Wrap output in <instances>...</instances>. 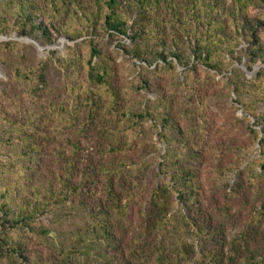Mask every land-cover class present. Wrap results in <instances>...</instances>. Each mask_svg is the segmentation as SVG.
<instances>
[{"label": "trees", "instance_id": "16d2710c", "mask_svg": "<svg viewBox=\"0 0 264 264\" xmlns=\"http://www.w3.org/2000/svg\"><path fill=\"white\" fill-rule=\"evenodd\" d=\"M254 9L261 10L256 18L250 16ZM255 22L264 27V0H0V35L16 32L49 43H55L58 37L71 41L84 38L91 46L93 58L102 52L90 35L104 33L117 37L123 50L145 63L146 70L155 65L156 74L162 72L172 78L168 94L158 88L157 100L146 97L151 106L133 112L138 106L134 109L124 104L131 99L112 82V75L117 72L112 58L106 55L97 64L88 59L86 87L78 98L85 99L80 102L87 105L89 115L87 120L80 121L78 105L70 115L79 135L87 137L97 131L102 143L96 145L97 150L88 155L84 164L77 156L81 152L77 141L69 140L68 153L63 148H52L50 141L40 138V133L47 134L43 125L46 129V122H56V114L63 109L54 110L51 105L48 115L46 111L31 112L20 119L9 110H0V143L15 147L10 154L12 160H0V264H40L38 254H28L25 236L15 235L26 229L32 233L41 230L39 218L48 213L57 214L56 225L63 214L84 219L93 237L104 240L106 249L112 247L120 256V261L114 262L99 252L104 260L100 264H140L153 251H156L155 264H178L189 253L200 262L220 264L223 257L210 252L202 242L208 236L218 243L216 237L221 230L208 217L202 198V177L223 173L231 179V174L238 171L237 188H244L246 176L249 187L254 186L252 190L261 194L257 182L264 179V116L255 122V126H261L260 132L250 127L260 146V150L250 148L253 154L250 162L239 155L243 149L231 155L235 144L232 139L209 146L204 135L191 143L189 137L197 129L196 112L204 119L199 124L201 129L208 123L203 107L197 110L187 106L189 101H196L194 98L206 101L207 95L191 57L220 73L229 71L237 93L252 91L258 100L264 99V66L249 80L243 69H232L233 62L241 64L244 57L249 70L259 62L264 64V30L255 28ZM126 39L132 42L130 48L122 43ZM243 41L248 44L246 48H241ZM18 45L0 42V58L3 59L4 49ZM60 63L70 71L79 59L73 55ZM179 68H184L183 73ZM41 69L38 74L31 72L32 76L37 75L40 83H46L44 65ZM14 75L18 80L30 77L22 68H17ZM102 88L110 96L103 101L104 105L98 102L101 96L96 93ZM139 88L152 90L147 81ZM144 103L140 102V107ZM243 104L248 114L257 116L253 101ZM131 111L140 122L150 120L152 131L167 147L156 173L157 180L149 188H145L144 167L140 166L147 143L138 140L134 124L125 121ZM175 140L179 143L176 146ZM204 162L208 163L206 172ZM261 205L264 208V201ZM132 208H138L144 229L131 243L127 255L123 239L115 234L114 220L117 215L128 216L123 224L129 227L128 214ZM164 232L173 236L170 248L162 239ZM251 233L250 229L242 231L246 237ZM192 236L200 240L198 246L192 245L193 250L188 242ZM74 244L59 248L50 264H90L78 258L90 253L89 246L82 244L78 249L77 240ZM260 264H264V257Z\"/></svg>", "mask_w": 264, "mask_h": 264}, {"label": "rangeland", "instance_id": "374dc122", "mask_svg": "<svg viewBox=\"0 0 264 264\" xmlns=\"http://www.w3.org/2000/svg\"><path fill=\"white\" fill-rule=\"evenodd\" d=\"M260 12L259 9L251 10L250 16L256 18ZM253 26L260 29V32L264 30V27L260 28L261 26L259 27L256 22ZM225 33H228L227 29ZM90 38L94 39L102 55L99 54L91 58V46L87 41H84V38L71 41L66 37H58L55 43H49L37 38L20 36L16 32H13L10 36L0 35V42L19 43L14 49H4L2 52L3 59L0 58V110H9L15 114V117L20 119L31 112L38 114L46 111L48 115L47 111L51 105L54 110L63 109L62 113L56 114V122L51 120L46 122V129L43 125V129L47 134L40 133V138L44 141H50L49 145L52 148H63L66 152H71L68 149L70 148L69 140L77 141L81 147V152L77 155L78 158L80 157L81 164L86 162L91 152L94 153L97 150L96 145L102 143L97 131L91 132L87 137L79 135L78 127L73 123L72 115H70L75 105L79 106L78 118L80 121L87 120L89 115L87 105L80 102L85 99L78 98L79 92L84 91L86 87L87 79L85 75L88 59H92V63L97 64L101 61V57L109 55L112 58V65L117 70L116 75H112V82L117 90L126 91V95H124L131 99L129 103L124 104H130V107L134 109L135 105L138 106L133 112H139L141 108L144 109L147 105L151 106L152 104L146 100V97L149 100H157L159 92L156 90L158 88L164 89V94H168L172 81V78L167 74L162 72L156 74L154 72L156 70L155 65L146 70L143 67L145 63L131 58L123 50L117 37L111 38L108 34L101 33V35L92 34ZM122 43H125L128 48L132 45L129 39ZM247 45V42L243 41L241 48H246ZM73 55L79 59V63L74 66L73 70L69 71L61 65L60 60ZM191 64H196L195 68L200 75V82L204 85L207 95L206 101L194 98L196 101H189L187 106L189 108V105H191V109L197 110L203 107L205 115H208V123L204 129H201L199 124H202L204 119L199 117L196 112L195 125L197 129H193L189 141L195 143L196 140L205 135L209 139L208 145L213 146L217 145L219 140L232 139L235 144L234 149L230 150L231 155L238 154L240 148L243 150L239 155L247 162L252 161L253 154H251L250 148L254 146L255 150H260V146L258 142L256 143V134L250 130V127L259 132L261 131V126H255V122L258 121L259 117L264 116V99L258 100V97L252 91L242 94L237 93L234 90V78L230 76L229 71L220 73L214 67L196 61L194 56L191 57ZM42 65H44L46 83H40L37 75L32 76L31 73H40ZM263 66L264 64L259 62L253 70H249L244 57L241 64L235 60L232 69L236 67L243 69L246 74L245 78L249 80L254 78ZM17 68H22L30 77L26 76L18 80L14 75ZM178 70L183 73L184 68ZM182 77H184V74ZM145 81L150 83L151 91L140 90L139 85H143ZM90 87L94 88L93 90L96 89V87ZM96 93L101 96V99L97 96L98 102L103 105L106 104L103 101L110 98L109 93L103 88L97 89ZM179 100H182V98H179ZM144 101L145 103L140 107V102ZM245 101L254 102L253 109L257 116L247 113L248 110L243 104ZM125 121L134 124V134L137 139H141L142 142L148 144L143 146L145 150L144 163L140 166L144 167L142 171L144 170L145 175L143 176L146 184L145 188H149V186H152L151 183L157 180L156 173L159 164L163 161L162 155L167 147L165 143L159 141L158 136L152 131L150 120L140 122L137 118H134L131 111ZM1 129L2 122H0V136L2 135ZM260 136H262V133H260ZM46 137L52 138V140L46 139ZM177 142V140L173 142L175 146L179 144ZM15 144L17 143L15 142ZM14 148L12 145L10 147L9 144L0 143V160L5 162L12 160L10 154ZM139 152V150H136V153ZM207 164V162H204L202 166L204 172L208 170L206 169ZM238 173V171L233 172L231 179L223 173L216 177L211 176V174L203 175L204 191L202 192V198L206 201L208 217L211 218L212 225L219 224L218 227L221 230L216 237L217 240L219 239L218 243L212 242L208 236L202 242L210 252L214 251L223 257L220 264H260L261 259L264 257V208L261 205L264 201V179L257 182L258 190L261 191V194H259L257 190H252L254 186L249 187L250 182L247 181L246 176L243 177L244 188H237ZM233 189L235 190L234 193L232 192ZM128 215L131 220L129 227L125 228L123 224L124 218L128 220V216L117 215L114 225L115 234L118 238L123 239L125 252L130 255L131 243H134L135 238L138 239L137 237L141 235L144 228L141 225L138 208H132ZM57 219V214L48 213L39 218L38 225H40L41 230L37 229L32 233L29 229H26L15 235V237L22 238L25 236L24 242L28 254H38L40 264H50L55 254L59 253V248L74 247L76 240L77 245L75 248L81 249L82 244L89 246L90 253L86 254L85 257H78L85 263L100 264L101 261H104L99 256V252L107 255L106 257L109 260L120 261L119 254L112 247L107 250L104 240H96L95 236L93 237L91 231L87 230L84 219L63 214L62 219L58 220L56 225ZM244 229L252 231L249 237L242 235ZM164 234L165 236L162 239L166 241L167 246L170 248L173 236L168 232H164ZM199 241L195 236L188 240L192 250L194 248L192 245L198 246ZM103 246L104 250L102 249ZM232 250L236 252L232 253ZM155 254L156 251L147 253L146 260L144 262L139 261V263L155 264ZM186 258H180L178 264H211L210 262L198 261L192 253H189Z\"/></svg>", "mask_w": 264, "mask_h": 264}]
</instances>
